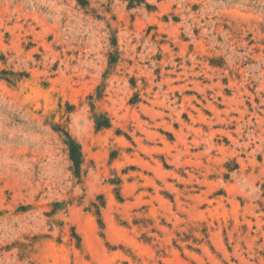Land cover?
<instances>
[{
	"label": "rangeland",
	"instance_id": "obj_1",
	"mask_svg": "<svg viewBox=\"0 0 264 264\" xmlns=\"http://www.w3.org/2000/svg\"><path fill=\"white\" fill-rule=\"evenodd\" d=\"M0 264H264V0H0Z\"/></svg>",
	"mask_w": 264,
	"mask_h": 264
},
{
	"label": "trees",
	"instance_id": "obj_2",
	"mask_svg": "<svg viewBox=\"0 0 264 264\" xmlns=\"http://www.w3.org/2000/svg\"><path fill=\"white\" fill-rule=\"evenodd\" d=\"M81 4L85 5L84 2L83 3L81 2ZM66 137H67V146H68L69 153H70V159H71V161L74 165L75 171L78 175L81 171L82 161H83V155H82L81 147L69 135H66Z\"/></svg>",
	"mask_w": 264,
	"mask_h": 264
}]
</instances>
